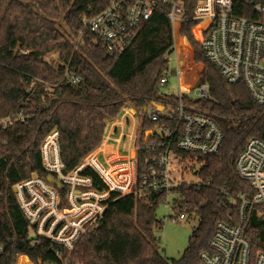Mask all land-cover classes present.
I'll return each instance as SVG.
<instances>
[{
  "label": "trees",
  "instance_id": "obj_1",
  "mask_svg": "<svg viewBox=\"0 0 264 264\" xmlns=\"http://www.w3.org/2000/svg\"><path fill=\"white\" fill-rule=\"evenodd\" d=\"M197 1L185 0V19L175 23L155 14L137 28L123 51L109 57L100 44H91L83 24V18L105 7L102 0H0V120L11 113L27 116L8 127L0 124V238L4 244L0 264H16L22 256L34 264H199L217 223L239 222V199L252 197L254 191L240 177L236 161L249 139L264 140V104L257 103L245 84L230 83L205 55L202 43L212 23L191 18ZM238 14L258 17L251 7ZM176 47L185 53L198 85L209 86L208 97L183 98L187 109L208 115L224 133L220 153L205 157L198 171L200 183L174 191L170 218L186 208L199 221L182 256L169 260L159 249L155 230L163 221L157 219V209L165 203V193L139 199L113 192L100 226L83 236L70 254L41 237L31 244L33 227L13 186L34 172L48 178L41 155L45 138L58 130L66 172L90 154L89 160L110 179L116 170L111 152L126 149L134 140L131 109H135L140 116L136 139L140 175L141 150L152 140L145 141L146 132L167 123L163 117L151 120L148 109L156 104L175 108L179 102L178 97L160 93V80L169 69L167 58ZM51 54L57 58L49 60ZM67 68L79 82L66 76ZM107 120L112 121L106 124ZM128 120L133 125L128 126ZM83 174L92 178L97 189H110L91 166ZM59 193L65 205L67 187ZM245 235L253 254L264 253V205L249 210ZM58 249L63 250L62 256L56 255Z\"/></svg>",
  "mask_w": 264,
  "mask_h": 264
},
{
  "label": "built area",
  "instance_id": "obj_2",
  "mask_svg": "<svg viewBox=\"0 0 264 264\" xmlns=\"http://www.w3.org/2000/svg\"><path fill=\"white\" fill-rule=\"evenodd\" d=\"M102 1L105 7L83 18V24L90 34L91 44H100L109 57L123 51L134 38L137 28L155 14L166 16L171 23L185 19V0ZM250 7L258 17L238 14V11ZM191 18L211 21L212 27L202 43L205 55L230 83L245 84L257 103L264 104V0H198ZM81 35L82 32L76 39V47ZM167 59L169 61V56ZM168 72L161 78V86L168 83ZM66 76L74 82L80 81L79 77L70 74L68 68ZM185 96L193 100L208 97L209 86L204 83L192 92L180 93L175 108L164 106L160 110L163 105L156 104L148 109L147 116L151 120L163 117L167 123L152 130L151 142L142 148L140 175H137L140 148L136 147L134 136L131 152L135 157L128 152L132 168L122 191L97 189L92 178L83 174L87 166L95 170L86 160L66 172L59 132L53 129L41 145V155L44 169L61 183V188L37 172L13 186L16 199L33 227L31 244L41 237L70 254L83 236L100 226L109 203L113 201V192L123 196L132 194L139 199L165 193V203L173 207L174 191L183 185H193L187 176L198 175L205 157L218 155L224 143V133L218 123L208 115L189 111L183 100ZM26 117L23 112L11 113L1 119L0 124L8 127ZM236 168L240 177L250 183L254 194L239 199L238 223H217L209 249L201 253L199 264H264V253L253 254L245 235L249 210L264 205V140L249 139L237 158ZM64 187H67L66 204L62 205L59 192ZM187 216V210L183 208L175 219L184 220ZM62 252L58 249L56 255L62 256ZM3 253L4 244L0 238V258ZM21 258H24L23 264H34L26 256L20 257L16 264H21Z\"/></svg>",
  "mask_w": 264,
  "mask_h": 264
},
{
  "label": "rangeland",
  "instance_id": "obj_3",
  "mask_svg": "<svg viewBox=\"0 0 264 264\" xmlns=\"http://www.w3.org/2000/svg\"><path fill=\"white\" fill-rule=\"evenodd\" d=\"M57 58L56 54H51L48 59L55 60ZM169 77L168 83L161 87L160 93L164 95H170L178 97L180 93H189L194 91L199 85L198 76L194 73L191 64L188 62L185 53L180 48H175L174 52L169 55ZM131 107V106H130ZM133 108V107H131ZM162 110V108H159ZM123 110V109H122ZM121 110V111H122ZM133 118L135 119V140L139 134L140 127V116L136 115L137 111L131 109ZM120 114V113H119ZM118 117V116H117ZM133 125L128 120V126ZM151 131L146 132L145 141L151 136ZM116 135H119L120 129H116ZM126 141L128 136L124 138ZM147 139V140H148ZM133 142V141H132ZM126 147L124 150H113L110 154L112 157V163L115 164L116 170L110 175V179H107L105 176L99 172L97 167L89 160V155L86 157V162L91 164L96 172L110 185V188L114 191L124 190L122 189L125 185V182L128 183L131 173V162L128 156L127 150L131 149V144ZM136 147L137 144L135 142ZM103 145H100L101 148ZM93 153V152H92ZM131 157H135V153H131ZM97 162V161H96ZM107 170V168H106ZM187 180L194 184L200 183V178L197 174L192 173L187 176ZM121 186V188L119 187ZM120 191V192H121ZM173 208L170 204H162L157 209V219L163 221V225L160 229L155 230L157 239L159 240V249L164 255L169 259H178L182 256L183 252L189 244V237L195 227L198 226V218L195 216H187L184 220H174L170 216L173 215Z\"/></svg>",
  "mask_w": 264,
  "mask_h": 264
},
{
  "label": "water",
  "instance_id": "obj_4",
  "mask_svg": "<svg viewBox=\"0 0 264 264\" xmlns=\"http://www.w3.org/2000/svg\"><path fill=\"white\" fill-rule=\"evenodd\" d=\"M162 109H164V106H161ZM148 139V137H147ZM146 139V141H147ZM48 182H50L51 184L57 186L58 188H61V183L52 175H49L47 178Z\"/></svg>",
  "mask_w": 264,
  "mask_h": 264
},
{
  "label": "crops",
  "instance_id": "obj_5",
  "mask_svg": "<svg viewBox=\"0 0 264 264\" xmlns=\"http://www.w3.org/2000/svg\"><path fill=\"white\" fill-rule=\"evenodd\" d=\"M108 121H112V120H107L106 124H107ZM98 149H99V147L96 150H94L93 153L96 152Z\"/></svg>",
  "mask_w": 264,
  "mask_h": 264
},
{
  "label": "bare ground",
  "instance_id": "obj_6",
  "mask_svg": "<svg viewBox=\"0 0 264 264\" xmlns=\"http://www.w3.org/2000/svg\"><path fill=\"white\" fill-rule=\"evenodd\" d=\"M23 262H24V258H22V259L20 260V263H21V264H23Z\"/></svg>",
  "mask_w": 264,
  "mask_h": 264
}]
</instances>
